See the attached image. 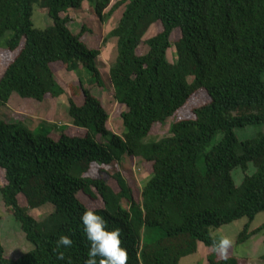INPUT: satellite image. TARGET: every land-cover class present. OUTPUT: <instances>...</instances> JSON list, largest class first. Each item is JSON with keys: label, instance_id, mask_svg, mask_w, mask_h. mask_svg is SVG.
I'll use <instances>...</instances> for the list:
<instances>
[{"label": "trees", "instance_id": "trees-1", "mask_svg": "<svg viewBox=\"0 0 264 264\" xmlns=\"http://www.w3.org/2000/svg\"><path fill=\"white\" fill-rule=\"evenodd\" d=\"M84 2L100 21L123 7L101 42L116 39L108 76L114 100L124 106L119 134L107 128L108 114L92 93L103 87L100 46H89L81 38L89 29L73 32L64 15ZM34 5L50 19L43 29L33 25ZM109 7L110 0H0V49L12 55L0 76V106L13 93L39 102L61 97L56 72H75L72 88L82 101L68 98L67 114L70 126L83 131L0 119V194L32 245L11 258L0 242V264H84L80 216L91 207L80 195L99 199L92 209L109 230H121L128 264H180L199 244L210 248L205 264H246L234 243L222 257L212 240L241 218L236 244L264 229L249 228L264 211V0H118ZM152 26L159 29L144 38ZM142 42L147 51L137 54ZM172 46L176 59L169 62ZM199 93L206 99L191 115L174 119L169 136L150 140L155 123L174 118ZM251 125L256 134L240 140L235 130ZM136 159L145 167L141 182L132 171L131 178L122 173L125 160ZM48 203L53 210L40 220L30 214ZM60 235L73 240L59 249L63 260L54 251Z\"/></svg>", "mask_w": 264, "mask_h": 264}, {"label": "rangeland", "instance_id": "rangeland-1", "mask_svg": "<svg viewBox=\"0 0 264 264\" xmlns=\"http://www.w3.org/2000/svg\"><path fill=\"white\" fill-rule=\"evenodd\" d=\"M118 0H110V7ZM109 7V9H110ZM123 7L114 10L111 15L104 21H100L93 12V8L84 2L78 10H69L66 14L70 17L68 22L69 27L73 32L81 30L82 26H86L89 31L82 35V39L91 47L100 46V55L97 58V65L99 67L100 76L103 81V87L95 86L92 88V93L98 97L103 107L108 114L107 128L119 134L122 131V123L120 120V113L124 110V106L114 100L112 96V85L109 80V68L116 58V39L110 37L107 41L101 44L103 38L107 33L116 27L118 19L121 15ZM33 25L36 28L43 29L50 24V19L47 16L46 10L34 5L32 15ZM159 27L152 26L145 34L144 38L153 35ZM2 48V47H0ZM147 51V45L143 42L137 47V54H143ZM12 55L7 54L0 49V76L3 73L5 64L10 61ZM176 59L175 48L172 46L167 51V60L174 62ZM56 80L63 87L65 93L58 98L47 97L45 100L39 102L32 99H22L16 93H13L5 106H0V119L4 122H17L23 121L28 126L34 128L40 121L57 123L58 125L67 124V133L71 135L82 134V130H78L70 126V119L67 114V99L73 97L77 103L82 101L80 94L75 92V87L78 85L77 74L75 72H67L61 69L55 74ZM74 87V88H72ZM206 99L202 93L191 96L186 105L176 113L174 118H168L164 124L155 123L149 134L150 140H157L159 138L169 136V125L175 119L183 118L191 115L192 109ZM259 128L256 126H247L245 128H237L235 130L237 137L241 139L250 138L254 136ZM264 131V127L260 128ZM59 133L58 131H54ZM51 134L54 135L55 133ZM54 133V134H53ZM57 136V135H56ZM124 160V159H123ZM143 161L136 159L131 163L125 160L122 167V173L126 178H131L129 171L132 175L141 182L145 179ZM253 166L249 167V172L253 170ZM237 170V171H236ZM236 171V172H235ZM233 178L236 184L241 182V172L238 168L234 169ZM240 180V181H238ZM4 183V171L0 169V186ZM81 200L91 208H96L101 205L99 199L92 200L86 196H81ZM53 210V206L48 203L39 208L30 209V214L36 219L40 220ZM0 242L5 248V254L11 258H17L26 253L32 248V245L25 239L24 234L20 230L19 224L16 222L12 214L6 209L0 194ZM246 218H241L230 224L223 225L219 228L220 234L229 237L234 243L233 249L236 255L245 256L246 264H264V259L260 256L264 252V229L256 234L251 235L242 243L236 244L235 237L242 230ZM264 223V211L257 213L254 219L249 224L250 229L257 228ZM210 248L199 244L198 252L186 256L181 259L180 264H205L206 255L209 253Z\"/></svg>", "mask_w": 264, "mask_h": 264}, {"label": "clouds", "instance_id": "clouds-1", "mask_svg": "<svg viewBox=\"0 0 264 264\" xmlns=\"http://www.w3.org/2000/svg\"><path fill=\"white\" fill-rule=\"evenodd\" d=\"M83 235L88 241L84 264H128V251L122 247L121 230H109L104 218L92 208H87L80 216ZM227 236L217 234L212 240V250L224 257L232 246ZM73 240L68 235H60L55 241L54 251L59 260L64 259L61 248H70Z\"/></svg>", "mask_w": 264, "mask_h": 264}]
</instances>
